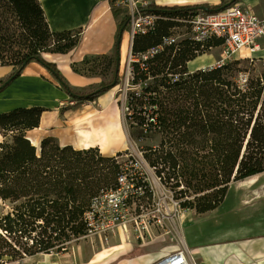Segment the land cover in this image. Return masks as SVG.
Masks as SVG:
<instances>
[{"label":"trees","instance_id":"trees-1","mask_svg":"<svg viewBox=\"0 0 264 264\" xmlns=\"http://www.w3.org/2000/svg\"><path fill=\"white\" fill-rule=\"evenodd\" d=\"M109 1L120 14V5ZM237 1L161 5L149 0L142 9L160 18L154 28L134 35L132 51L158 43L176 25L173 16L202 6L217 11ZM127 25L128 16H123L115 52ZM79 33L80 28L52 31L40 0H0V65L12 67L0 77V91L32 60L45 65L72 97L92 100L115 86L116 53L82 58L80 64L89 71L96 59L111 70L108 79L85 94L73 92L56 63L42 56L44 51L69 52ZM17 43L22 49H13ZM221 43V38L213 40L215 46ZM195 57L193 44L185 38L175 51L168 46L146 59V68L134 67L138 77L152 76L143 87L150 92L144 99L157 103L161 133L156 145L141 146L143 157L171 190L180 211L202 214L224 200L231 182L264 171V68L250 74L255 58H227L191 72L187 62ZM247 63L249 75L241 80L240 66ZM178 72L177 78L167 76ZM44 109L32 105L0 112V264H20L38 253H67L72 242L87 234L84 214L93 196L112 185L118 171L114 157L101 154L98 147L76 149L52 136L32 144L27 132L38 127ZM149 190L146 185L148 195Z\"/></svg>","mask_w":264,"mask_h":264},{"label":"crops","instance_id":"crops-1","mask_svg":"<svg viewBox=\"0 0 264 264\" xmlns=\"http://www.w3.org/2000/svg\"><path fill=\"white\" fill-rule=\"evenodd\" d=\"M40 1L46 20L52 31L80 28L78 44L69 51L70 64L72 65L73 62L77 63L75 66H72L73 69H75L74 67H80V61L85 56H98L102 54L111 56L114 53L117 56L118 53L117 74H120V65L122 64L126 49V47H123V36L126 28L121 33L116 52L115 46L119 22L124 15L122 8V12L116 15L111 9L109 0ZM153 1L161 5H187L196 2V0H188L187 2H177L176 0ZM242 3L254 11L252 6L257 3V0H243ZM260 17H264V15ZM204 54L207 55L209 53ZM204 54H201V56ZM202 61L201 64L193 68H189L187 63V67L190 71H194L211 66L218 60L215 57H205ZM11 71V66L0 65V77L5 76ZM79 74L89 79L88 82L80 85V83L70 79L71 81L68 82L70 87L87 88L103 80L99 74H92L91 72ZM54 78L45 65L36 60L30 61L23 68L20 75L0 91V112L8 111L15 107L39 105H30L27 102L19 103V99H30L33 94L45 90L50 92V94L45 96L47 99L43 104L44 106L39 105L45 108L41 114L39 125L27 132L29 138L35 141L31 140L32 144L38 146L42 137L52 136L60 145L70 144L76 149L98 147L101 154L105 156L111 155V153L100 150L91 132H88L90 139L83 143H78L76 137L75 139H71L66 133L67 131L77 133L78 130L90 131L89 127L86 126L87 124H81L87 115L90 117L92 113H96L99 116L105 115L106 117V115L110 114L108 107H111L116 112V105L112 103L114 96L112 91L116 85L99 94L92 101L86 100L88 103L85 104L83 109L74 111L73 114H61L58 111L59 105L70 95L54 82ZM38 129H43L46 133L40 137L30 136V132ZM117 150L119 149L115 151ZM226 198L229 199L226 234H212L209 238L211 241H207L206 243H200V240H196L195 236L190 232H186L193 220L191 222L188 221L190 212H182V214L186 215L185 221L180 225L185 246L188 248L193 259H197L198 264H264V190H233L232 194L230 190H227ZM222 237H226V239H219ZM26 259L24 258L23 262Z\"/></svg>","mask_w":264,"mask_h":264},{"label":"rangeland","instance_id":"rangeland-1","mask_svg":"<svg viewBox=\"0 0 264 264\" xmlns=\"http://www.w3.org/2000/svg\"><path fill=\"white\" fill-rule=\"evenodd\" d=\"M242 1L243 0H238L234 4L245 6L243 5L244 3H242ZM218 2L219 0H196V2L192 4L206 3L208 5H213ZM121 8L124 12L123 16L127 17V6L122 4ZM252 8H254V12L258 16L264 15V0H257V3L253 5ZM125 28L126 31L123 36V47H126V49L125 56L121 62L122 64L120 65V75L123 74L130 40L128 31L129 25H127ZM183 29L184 28L181 25L177 27V31L180 33L183 31ZM125 34H128L127 45L124 43ZM260 43L261 48L257 52H250L248 49H241L235 51V53L232 54L230 58L240 60H244L246 58H255L256 61L254 62V65L252 64L254 70L250 74L259 73V71L264 68L262 62V59L264 58V38H262ZM13 49L22 48L21 45L17 43L13 46ZM209 54H212L217 60H223L225 57H227L221 55L222 49L220 46L211 50ZM69 55V52H42L44 59L56 63L57 69H59L67 82L72 80L74 82L80 83V85H84L89 79L82 77L79 73L86 74L87 72L97 75L99 74L103 80L104 78L108 79L110 77V68L107 65L105 67L101 60L96 59V62L94 61V63L91 65L90 71L87 70L84 65L76 67L77 69L75 70L72 68V65L69 62ZM246 66H248V63L241 64L240 66L241 71L239 78L241 80H243L245 76L249 75L250 69H244ZM53 80L56 84H58L55 78ZM100 82L87 88H70L77 94H85L86 92L97 87ZM112 92L114 93L112 103L113 105H116V109L120 114L126 129L124 131V135L131 141V145L134 149L131 147V145H129L119 148V150L107 156H113L117 164H120V166H127L129 168L132 163L136 162V164L139 166V169L146 178L147 185L150 189V195L142 198L141 204L137 205L130 211L128 221L116 226L113 232L106 231L100 235L95 232L87 233L79 237L75 242H72L67 253H50L48 255H45L44 253H38L28 256L29 258L26 257V261H22V264H90V258L95 254V252L102 249V242L106 247L117 244L123 245L121 249H108L107 252L110 253V255L104 264H147L148 262L158 258L159 256L157 257V255L160 252L166 253L173 250L177 246H182L179 236L183 237V233L181 226L178 223V218L182 214V211L179 210L177 201L173 199L171 190L161 184L152 167H150L143 157V153L141 151V146L156 145L161 138V133L152 132L143 134L129 125L125 113L121 107L122 102L125 100L124 93L126 91L124 87L121 86V84H118L113 88ZM49 94L50 92L43 90L42 92L33 94L30 99L26 100L20 98L19 103L27 102L30 105L39 104L44 106L43 104L47 99L45 96H48ZM87 103L88 102L85 99L68 96L67 99L60 103L58 111L61 114H73L74 111L83 109ZM45 133V130L38 129L36 131L30 132V136L40 137ZM228 190H230L231 194L233 190H264V171L259 174L247 177L243 180L231 182ZM228 201L229 199L226 198L225 195L224 200L216 208L203 213L202 215L196 214L193 210L187 211L190 212L188 215V221L191 222L193 220V222L191 225H189L188 231L186 232H190L193 236H195L196 240H200V243L211 241L209 238L212 236V234L225 235L228 227ZM157 219L160 220V223H153ZM219 239H226V237ZM47 258H50V260L48 261ZM195 261L198 264L196 258Z\"/></svg>","mask_w":264,"mask_h":264},{"label":"built area","instance_id":"built-area-1","mask_svg":"<svg viewBox=\"0 0 264 264\" xmlns=\"http://www.w3.org/2000/svg\"><path fill=\"white\" fill-rule=\"evenodd\" d=\"M148 1L114 0L115 4L127 6L130 38L123 74L118 75L116 85L121 84L126 91L121 107L129 125L143 134L158 132L160 129L157 122L158 105L156 102L148 103L144 99L150 92H145L143 87L152 76L138 77L139 71L135 69L134 64H137L138 68H146V59L168 46H173L175 51L178 49V43L185 38L193 44V53L196 57L216 48L213 40L221 38L222 43L219 45L222 49L221 55L227 56L223 60L230 58L235 51L241 49L257 52L261 48L260 41L264 38V17L258 16L247 6L232 4L217 11L197 9L181 16H173L171 20L176 25L172 26L169 33L162 36L158 43L144 51L133 52L131 45L134 35L154 28L160 18L159 14L142 9ZM180 25L184 28L181 33L177 31ZM223 60L219 59L216 63ZM179 75L180 72L174 75L167 74L171 78H177ZM118 166L114 183L99 189L84 214L87 233L95 232L100 235L106 231L113 232L116 226L128 221L130 211L141 204L142 198L148 196L146 178L138 164L134 162L130 168L120 164ZM153 223H160V220L157 219ZM147 264L197 263L188 248L182 245L163 253Z\"/></svg>","mask_w":264,"mask_h":264},{"label":"bare ground","instance_id":"bare-ground-1","mask_svg":"<svg viewBox=\"0 0 264 264\" xmlns=\"http://www.w3.org/2000/svg\"><path fill=\"white\" fill-rule=\"evenodd\" d=\"M176 1L187 2L188 0H176ZM127 36L128 34H125V39H124L125 45L128 44ZM205 57L213 58V55L212 54H207V55L204 54L202 56L198 55L197 57H195L194 59L188 62V67L193 68L194 66H198L199 64H201V61ZM108 111L110 112V114L108 116L106 115V117L105 115L99 116L96 113H92L90 117L89 115H87V117L81 122V124H87L86 126L89 127L90 131L78 130L77 133L67 131L66 135L71 139H75L76 137L78 143H83L90 139V135L88 134V132H91L94 141L96 142V144H98L100 150L111 154L116 149L131 145V141L128 138H126L124 135V131L126 129L124 127L123 120L120 114L118 113V111L115 112V110H113L111 107H108ZM116 113H118L119 115ZM31 140L35 142L33 139ZM131 147L133 148L132 145ZM185 219H186V215L181 214L178 218V223L181 225V223L184 222ZM179 238L182 245H185L184 238L182 236H179ZM101 244L103 246L102 249L95 252V254L90 258L89 260L90 264H104L110 255V253L107 252L108 249L116 250V249H121L123 246L121 244H117L106 247L103 242ZM162 254L163 252H160L157 255V257L161 256ZM47 260L49 261L50 258H47Z\"/></svg>","mask_w":264,"mask_h":264},{"label":"water","instance_id":"water-1","mask_svg":"<svg viewBox=\"0 0 264 264\" xmlns=\"http://www.w3.org/2000/svg\"><path fill=\"white\" fill-rule=\"evenodd\" d=\"M233 1H235V0H232V2ZM200 9H202V10H209L206 6H202ZM119 41L120 40H118V45H119ZM116 61H117V64H116V66H115V73L117 74V72H118V62H119V55H118V53H117V56H116Z\"/></svg>","mask_w":264,"mask_h":264}]
</instances>
